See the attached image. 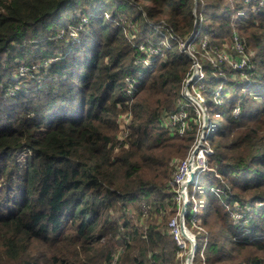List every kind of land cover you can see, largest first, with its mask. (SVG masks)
Masks as SVG:
<instances>
[{
  "label": "trees",
  "instance_id": "1",
  "mask_svg": "<svg viewBox=\"0 0 264 264\" xmlns=\"http://www.w3.org/2000/svg\"><path fill=\"white\" fill-rule=\"evenodd\" d=\"M261 1L0 0V264H111L117 252L116 264L184 263L161 208L174 197L172 157L198 137L182 95L193 61L211 154L197 177L204 233L192 264H264ZM138 44L158 51L152 70L135 62ZM21 66L37 73L18 79ZM181 109L191 122L179 137L163 122Z\"/></svg>",
  "mask_w": 264,
  "mask_h": 264
},
{
  "label": "built area",
  "instance_id": "2",
  "mask_svg": "<svg viewBox=\"0 0 264 264\" xmlns=\"http://www.w3.org/2000/svg\"><path fill=\"white\" fill-rule=\"evenodd\" d=\"M260 6H264V0L261 1ZM72 33V34H71ZM69 35L71 37L76 36L75 32H70ZM192 38V35L189 36L186 41L183 43V47H185V45H187V48H190L191 46V41L190 39ZM187 43V44H186ZM205 46V43H202V47ZM137 50L140 52L141 56L136 58L135 62L138 63L139 65H141L143 68H149V70H152V62H153V58L155 56L158 55V51L152 47H146L143 44H138L136 45ZM232 47L239 53H241L243 46L240 43V41H238V39L235 37L234 38V42ZM218 57L220 58V60L224 59L227 60L226 57H222V54L219 53ZM192 58V57H191ZM194 63V64H193ZM192 63V69H191V73L189 75V77L185 80V83L183 86H185V91H186V87L193 85L195 80H199L202 78V70L201 67L193 61ZM234 68L236 69H242L245 65H246V60L240 59L239 63L237 61H234ZM46 64H44L45 66ZM30 70L25 68V67H21L19 70V73L22 75L24 73L29 72ZM137 84L136 80H128V91H127V95L128 96H132L135 92V86ZM190 84V85H189ZM182 95L184 97H186L183 89H182ZM187 98V97H186ZM188 99V98H187ZM199 100L201 101V103L203 104V98L199 95ZM200 103V102H199ZM201 105V104H200ZM131 114L130 113H126V115L120 116L119 118V128H120V132L118 136L119 142H118V146L122 143V141H124L126 139V137L128 136L129 130H128V126L131 120ZM189 119L187 118V114L185 112H183V110L181 109V111L179 112L178 115H168L166 116V118L164 119V124L165 127L171 132L172 135H177L179 137L183 136L184 133L190 129L189 126ZM206 135L207 133H205V137H204V142L203 144L201 143V145L197 146V152L194 151L195 156L190 155V158L184 162L181 163V165L179 167H176V169L172 172L171 174V180L169 182V186L172 187L174 194H175V198L178 197V190L180 189H186L189 186L191 187H196L197 186V177L198 175L195 174V172H197V174L203 172L206 170V156H209V152L211 153V149L208 146L207 140H206ZM198 138V137H197ZM194 166V170L191 174V172H187L188 168H192ZM176 187V189H178L176 191V189L174 188ZM176 191V192H175ZM186 210V205L185 208L182 210V215L185 213ZM145 213V211H144ZM174 225V222L172 221L171 224L168 225V229L171 235H173V231H172V226ZM175 240L177 242L178 247L181 249V247L183 246V244L181 243V241H179V239L177 238V235H174ZM119 252H117L116 254H114L112 256V260H111V264H116L117 263V257H118Z\"/></svg>",
  "mask_w": 264,
  "mask_h": 264
},
{
  "label": "rangeland",
  "instance_id": "3",
  "mask_svg": "<svg viewBox=\"0 0 264 264\" xmlns=\"http://www.w3.org/2000/svg\"><path fill=\"white\" fill-rule=\"evenodd\" d=\"M81 21H82V24L85 23V19L84 18H82ZM61 33L62 32H59L58 35H60ZM193 48H194V46H192V44H191L190 48H187L188 52H189V49H193ZM222 57H226L227 60H225V61L228 63L229 66L233 67L235 65L234 64V60L231 59L229 53L222 52ZM222 60H224V59H222ZM237 61L239 63V59ZM194 62H196V61H194ZM21 67H23V66H21ZM29 70L30 71L33 70L35 74L37 73V68H35V67H33L32 69H29ZM30 71L27 72V73H24L22 75L19 73L17 78L19 79V77H24V78L30 77V75H31ZM201 79L194 81L193 85L189 84L190 86L186 87V91L184 89L185 86H183V91L186 94L185 96L189 99L188 101H190V103L193 105V110H194V114H195V117L193 119L194 120L193 123H196V124L199 123L198 138L193 143V146H192L189 154L186 157H184L183 159H176L178 157H172L173 160L170 161L171 174L173 172V168H172L173 165H174V167L176 169V167H179L182 162H184V161H186V160H188L190 158V155H191L192 152H193L192 155L195 156L194 151L197 152V150H196L197 146L201 145V143L203 144L205 133L208 132V127H209L208 118L209 117H208V114H207V112L205 110L204 105L199 100V95L201 96L200 91H201V88H202V84H198V85L195 84V82L200 81ZM19 88H22V84H20L19 80H18L15 84L8 86L7 94L12 95ZM183 105H184V103H183ZM189 121H190V118H189ZM118 136H120V135L117 134V137ZM209 154H211V153L209 152ZM16 157H17V159L19 161H23L26 158L25 155L19 154V153L16 154ZM207 157L208 156H206V158ZM194 169H195L194 166L191 169L188 168L187 172L188 173L191 172V174H192V172L195 171ZM195 174L198 175L197 172H195ZM174 188L176 189V187H174ZM197 188H198V185L196 187L189 186L186 189H180V190L176 189V191L178 190L179 198L178 197H176V198L173 197L171 199L172 201L165 200L163 202V208H161L162 209V214L163 213L165 214V216H163V217H165V220L167 221V225L171 224L172 221L174 222V225L171 227L172 231H173L172 238L175 240L174 235H177V238L183 244V246L180 249L181 252L179 251V253L177 254L179 257L184 255L185 259H184V263L183 264H185L186 257L188 256V254H189V252L191 250L192 242L195 245L198 244V239H197V236L199 237L198 234H203L204 233V230L201 229L200 226H199L200 225V221H199V219L196 216L197 215V211H198L197 210V197L200 199V202L202 204H204V198L202 196H200V195H197V197L195 196ZM174 196H175V194H174ZM173 203L175 205H173ZM185 205H186V210H185V213L182 215V210L185 208ZM188 205L191 207V209L194 212L192 214V216H191V227H188L186 222H185L186 211H187V206ZM236 209H239V208L236 207ZM117 213H120V212L117 211ZM162 214H158V217H159L160 221H162V219H163V218H160V215H162ZM235 216H236V218L238 220L241 218V214L238 211H236ZM119 223L122 224L123 220H121ZM182 231L185 232L186 236H183ZM189 240H192V242H189ZM205 242H206L205 239L204 240L201 239L199 243L205 244ZM134 255H136V253H134ZM201 256H202V253H201ZM202 264H204V263H202Z\"/></svg>",
  "mask_w": 264,
  "mask_h": 264
},
{
  "label": "water",
  "instance_id": "4",
  "mask_svg": "<svg viewBox=\"0 0 264 264\" xmlns=\"http://www.w3.org/2000/svg\"><path fill=\"white\" fill-rule=\"evenodd\" d=\"M182 234H183V236H186L184 231H182ZM189 242H192V240H189ZM194 254H195V244H193V242H192V247H191V250H190L188 256L186 257L185 264H192V259H193Z\"/></svg>",
  "mask_w": 264,
  "mask_h": 264
}]
</instances>
